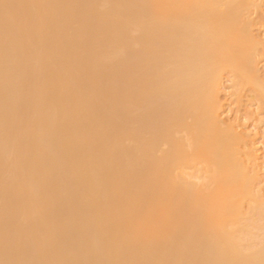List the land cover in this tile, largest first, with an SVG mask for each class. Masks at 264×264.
Segmentation results:
<instances>
[{
	"label": "bare ground",
	"instance_id": "obj_1",
	"mask_svg": "<svg viewBox=\"0 0 264 264\" xmlns=\"http://www.w3.org/2000/svg\"><path fill=\"white\" fill-rule=\"evenodd\" d=\"M252 11L0 0V264H264V150L222 119L226 75L264 102Z\"/></svg>",
	"mask_w": 264,
	"mask_h": 264
},
{
	"label": "rangeland",
	"instance_id": "obj_2",
	"mask_svg": "<svg viewBox=\"0 0 264 264\" xmlns=\"http://www.w3.org/2000/svg\"><path fill=\"white\" fill-rule=\"evenodd\" d=\"M251 17L255 22V28L260 33L262 32V38H264V21L259 13L252 11ZM260 72L264 76V56L259 58ZM264 78V77H263ZM222 103L224 104L222 119L226 122L232 121L237 115L239 118L236 122L242 128H247L249 133L254 137L256 133L258 147L261 152L264 150V102H261L253 93L247 91L246 89L241 92L242 102L237 104L235 97L231 94L233 89L230 87V77L226 75L222 84ZM236 115V116H235ZM242 125V126H241ZM252 131V132H250ZM260 188L262 189L264 196V169L261 171L260 175Z\"/></svg>",
	"mask_w": 264,
	"mask_h": 264
}]
</instances>
